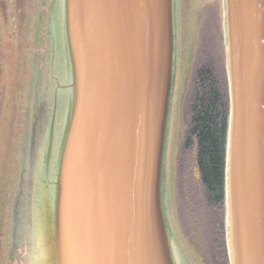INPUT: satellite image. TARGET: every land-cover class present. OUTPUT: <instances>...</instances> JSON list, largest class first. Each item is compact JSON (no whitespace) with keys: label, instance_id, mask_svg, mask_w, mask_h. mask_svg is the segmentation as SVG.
Masks as SVG:
<instances>
[{"label":"water","instance_id":"water-1","mask_svg":"<svg viewBox=\"0 0 264 264\" xmlns=\"http://www.w3.org/2000/svg\"><path fill=\"white\" fill-rule=\"evenodd\" d=\"M31 1L3 264H206L166 199L173 12L224 0ZM225 28L228 257L264 264V0H225Z\"/></svg>","mask_w":264,"mask_h":264},{"label":"rangeland","instance_id":"rangeland-1","mask_svg":"<svg viewBox=\"0 0 264 264\" xmlns=\"http://www.w3.org/2000/svg\"><path fill=\"white\" fill-rule=\"evenodd\" d=\"M24 1L26 0H0V98L2 99L0 101V227L3 233V239L0 240V264H3L5 260L9 246V228L14 194L24 53L30 11L29 5ZM188 15L189 18H186ZM195 21L197 18H194L191 9H184L181 16V29L182 26L183 29L185 26L190 29L194 26ZM195 43L196 36L190 35L187 46L186 62L188 64L186 69L189 67ZM182 83L185 84V81ZM195 90V86L194 89H191L190 86L189 92L185 96L187 89L185 90L183 85L181 92L179 89L178 98L176 99V96L174 98L173 114L171 108L172 116L170 115L171 119H169L168 126L166 160V199L176 242L185 249L190 244H194L200 250L201 243L197 240L198 237L194 235L195 229L193 230L187 221L189 230L187 233L183 225L182 215L185 212L188 213V210L181 201V199L191 195L188 192L189 186L187 188L191 166L188 153L184 154L182 160L184 173H181L180 164L181 156L184 153L183 144L192 123L193 103L196 99ZM180 174H184L183 179ZM209 234L211 239L216 240V235ZM200 252L205 263L209 264L203 251L200 250Z\"/></svg>","mask_w":264,"mask_h":264},{"label":"trees","instance_id":"trees-1","mask_svg":"<svg viewBox=\"0 0 264 264\" xmlns=\"http://www.w3.org/2000/svg\"><path fill=\"white\" fill-rule=\"evenodd\" d=\"M205 82L202 94L196 96L193 103L192 123L183 144L180 169L184 173L182 160L184 154L188 153L191 166L187 188L189 186L188 192L191 195L181 199L188 210V213L182 215V220L187 233V221L195 229L194 235L201 243L199 248L209 264H230L225 202L229 89L227 82L224 92L219 90L211 76ZM180 176L183 179L184 174ZM209 233L216 235V240L211 239Z\"/></svg>","mask_w":264,"mask_h":264},{"label":"flooded vegetation","instance_id":"flooded-vegetation-1","mask_svg":"<svg viewBox=\"0 0 264 264\" xmlns=\"http://www.w3.org/2000/svg\"><path fill=\"white\" fill-rule=\"evenodd\" d=\"M52 6L56 0H49ZM26 4L32 7V1H24ZM175 5V0H174ZM56 7V6H55ZM65 8V7H64ZM52 10V9H51ZM50 10V12H51ZM175 10V6H174ZM189 11V10H188ZM188 13V12H187ZM53 10L50 14L49 28L53 24L52 21ZM202 17V18H201ZM204 17V23H203ZM189 18V15L186 17ZM181 25L179 28V22L176 18L175 12H173V35H174V75H173V95H172V114L174 98H178V92L182 90V86H185L188 94L190 86L191 89L196 88L195 95L202 94L204 87L206 86L207 77L211 76L219 90H223L228 82V55H227V42H226V28H225V7L218 2L206 5L203 11L198 15L197 21L190 29ZM190 35L196 36V43L192 49V56L189 61V67L187 61V46L190 40ZM57 58V57H56ZM185 66V67H184ZM70 70V69H69ZM68 70L70 79L66 76L65 81L61 77H54V95L53 101L55 106L61 101L63 93H71L68 86L71 84V75ZM185 81V84L182 82ZM188 81L190 84L188 85ZM229 89V84H228ZM179 92V94H180ZM171 115V113H170ZM172 116V115H171ZM171 119V117H170ZM18 227L16 228V230ZM0 227V240L3 239V233Z\"/></svg>","mask_w":264,"mask_h":264}]
</instances>
